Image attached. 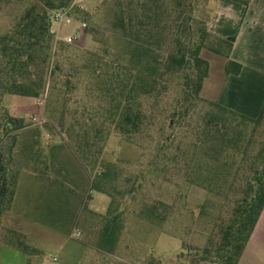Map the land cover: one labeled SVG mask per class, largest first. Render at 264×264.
Wrapping results in <instances>:
<instances>
[{
  "label": "rangeland",
  "instance_id": "374dc122",
  "mask_svg": "<svg viewBox=\"0 0 264 264\" xmlns=\"http://www.w3.org/2000/svg\"><path fill=\"white\" fill-rule=\"evenodd\" d=\"M213 1L198 15L205 24ZM115 2L76 0L70 23L52 20L55 57L38 98L0 90V152L13 191L1 206L0 249L26 242L36 249L26 254L28 264H213L197 262L196 250L219 241L243 198L250 170L241 159L255 125L200 100L184 101L180 75L139 98L141 134H120L107 119L102 80L93 73L99 59L127 63L124 40L110 27ZM29 3L0 0V36ZM77 32L80 39L68 43ZM213 54L206 47L201 52L204 58ZM55 64L61 68L57 76L51 75ZM174 111L180 121L171 129ZM212 116L228 125L240 153H206L212 146L204 143L206 121ZM168 133L173 135L165 144ZM101 165L110 168L103 179ZM94 182L106 199L94 194L96 205L89 209ZM85 190L82 202L75 193ZM109 212L118 217L113 251L99 247Z\"/></svg>",
  "mask_w": 264,
  "mask_h": 264
},
{
  "label": "trees",
  "instance_id": "16d2710c",
  "mask_svg": "<svg viewBox=\"0 0 264 264\" xmlns=\"http://www.w3.org/2000/svg\"><path fill=\"white\" fill-rule=\"evenodd\" d=\"M209 1L116 0L110 27L124 40L127 63L120 58L111 62L99 59L94 62L93 73L102 80L100 90L109 104L106 108L110 112L107 119L116 123L117 131L122 135L135 137L143 132L145 115L136 106L139 98L160 90L159 86L164 85L170 77L180 75L184 101L200 100L218 108L223 114L239 117L255 125L241 159L242 165L245 163L250 170L246 176L247 186L243 198L234 206L226 228L220 230L219 241H211L208 247L196 250L197 262L238 264L264 209V105L258 117L250 118L202 96V88L210 71L209 61L201 55L204 47L229 59L226 66L229 74H239L242 69L240 64L230 60L236 36L220 38L208 30L210 18L206 24L198 18ZM234 1L245 6L251 2ZM75 2L30 0L12 29L0 36L2 94L32 98L41 95L46 87L48 69L55 57L52 13L68 9L74 13ZM103 64L104 70L101 68ZM60 72L61 68L55 64L51 75L57 76ZM15 121L20 126L21 121ZM179 121L180 117L174 111L169 116V128H176ZM206 127L204 143L206 146L212 143L206 148V153H240V148L230 135V128L222 118L210 117ZM171 135L173 133L165 136V144H168ZM256 137L260 139L253 152ZM83 153L81 160L86 163L88 156L86 152ZM3 159L0 152V214L2 204L13 196V191L9 190L8 168L3 164ZM99 168L103 169L102 165ZM109 171L107 167L101 173V178H106ZM93 187L97 192L106 193L99 188L98 182H94ZM154 212L155 208L152 207L151 214ZM117 220V215L112 216L109 212L99 243L101 249L113 251L117 240ZM15 248L27 255L36 251L24 241H20Z\"/></svg>",
  "mask_w": 264,
  "mask_h": 264
},
{
  "label": "crops",
  "instance_id": "0c3cea01",
  "mask_svg": "<svg viewBox=\"0 0 264 264\" xmlns=\"http://www.w3.org/2000/svg\"><path fill=\"white\" fill-rule=\"evenodd\" d=\"M210 11L208 30L220 38L236 36L230 60L240 64L242 69L239 74H229L226 70L229 59L213 52L212 57L206 58L210 71L202 96L256 118L264 105V0H251L248 6L234 0H214ZM51 187L56 195L62 191L59 186ZM91 192L89 209L95 207L97 196L94 194L98 193L96 190ZM75 195L84 202L88 192L85 190L82 196ZM18 251L12 246L2 247L0 264H28L27 255ZM238 264H264V209Z\"/></svg>",
  "mask_w": 264,
  "mask_h": 264
},
{
  "label": "built area",
  "instance_id": "2783aa9c",
  "mask_svg": "<svg viewBox=\"0 0 264 264\" xmlns=\"http://www.w3.org/2000/svg\"><path fill=\"white\" fill-rule=\"evenodd\" d=\"M52 20L57 22L58 24H61L62 22L66 21L67 23H70L72 20L71 17V9L65 10V11H56L52 13ZM85 27V25H84ZM80 39V32H77V34L73 37H68L66 41L68 43H74Z\"/></svg>",
  "mask_w": 264,
  "mask_h": 264
}]
</instances>
